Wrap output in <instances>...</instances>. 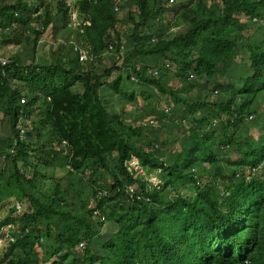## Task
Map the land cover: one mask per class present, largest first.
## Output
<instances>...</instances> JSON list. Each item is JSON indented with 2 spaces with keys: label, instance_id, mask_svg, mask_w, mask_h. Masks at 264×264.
<instances>
[{
  "label": "trees",
  "instance_id": "16d2710c",
  "mask_svg": "<svg viewBox=\"0 0 264 264\" xmlns=\"http://www.w3.org/2000/svg\"><path fill=\"white\" fill-rule=\"evenodd\" d=\"M59 27L49 59L0 58V264H264V0H0L1 45Z\"/></svg>",
  "mask_w": 264,
  "mask_h": 264
},
{
  "label": "rangeland",
  "instance_id": "374dc122",
  "mask_svg": "<svg viewBox=\"0 0 264 264\" xmlns=\"http://www.w3.org/2000/svg\"><path fill=\"white\" fill-rule=\"evenodd\" d=\"M73 24H76V23L74 22ZM126 26H120V27L123 30L125 29L127 30ZM73 29L74 28H69V27L67 28L59 27V28H56L55 30L50 28V30L47 33L42 35L41 40L38 42V47L36 49L35 56L32 55L33 53H32V43L31 42L29 44H20V45H14V44L1 45L0 44V58L8 59L12 55L19 54L24 62H32L33 60L34 62H38L40 60H43L42 57L49 59L52 56V52L58 49L59 42H61L67 47L72 41L75 40L74 39L75 32ZM116 57L117 56L114 53L112 52L109 53L107 56V59L104 62V65L105 66L109 65L110 62L116 59ZM155 98H156L155 96L149 99L145 98L144 101H142V96L138 95L137 103L141 106L140 117L142 118L143 121L148 120L150 116L154 113L152 111V108L157 103V100H154ZM212 98H215V97H212ZM179 106L180 105L177 106L178 109H179ZM166 113H169V112L167 111ZM127 114H132V113L131 111L130 112L127 111L126 116ZM170 116L171 114L169 113V115H166V114L163 115L162 118L163 120H167L166 118H170ZM128 117L130 118L131 116H128ZM9 133H10V125H9L8 117L0 115V135H3V134L6 135ZM11 172H12V166L10 164L8 165L6 164V171L4 174L5 177L9 175ZM41 172L45 174L47 173L48 175L52 173L54 174L55 177L63 176L65 173V171L62 170V168H60L59 166L58 167L55 166L54 169L53 168H49V169L42 168ZM48 175H47V179H49ZM98 176L101 177V180L106 178L103 174H98ZM2 183H4V181L0 180V196L6 193V190H4ZM9 206H10V203L7 200L0 205V216H4V214H7ZM70 260H71V257L67 259V261H70Z\"/></svg>",
  "mask_w": 264,
  "mask_h": 264
},
{
  "label": "built area",
  "instance_id": "2783aa9c",
  "mask_svg": "<svg viewBox=\"0 0 264 264\" xmlns=\"http://www.w3.org/2000/svg\"><path fill=\"white\" fill-rule=\"evenodd\" d=\"M170 1H172V0H170ZM115 9L117 10L118 7H115ZM71 18L75 23L77 22L76 12H72ZM153 41H154V39H153ZM109 49L110 50L113 49V46L111 44L109 45ZM121 49H123V46H121ZM73 51L75 53H77L78 59L81 62L86 61V60L90 59V57H91V51H90V48L88 46L86 47V46H83L82 44L75 43V44H73ZM2 63L3 64L5 63L4 59L2 60ZM152 73L154 75H157L158 70L154 68L152 70ZM131 79L137 80L134 75L131 76ZM215 92H217V90H215ZM21 101L23 102L24 98H22ZM165 111H168V110L165 109ZM252 117H253L252 115L249 116V118H252ZM23 132H24V130L21 129V136H22ZM126 165H127L128 170L131 173H133L135 178H140V177L144 178V180L147 183L146 190L151 191V190H153L154 187H156L160 183V179L158 177V172L160 170H155V171L148 170L146 168V166H144L142 163H140V161L136 157H132L131 159H129L127 161ZM126 191H127V194H129L131 197L141 198L144 196L142 194V191L140 189H136V187L134 185L127 187ZM20 208H21L20 204L17 203L16 209L19 211ZM93 212H94V214L99 215L100 220L104 219V216L100 212L99 209H95ZM16 233H17L16 228L12 224L1 226V228H0V247L5 245L7 240H14ZM84 244H85L84 241H80L78 246L80 248H83Z\"/></svg>",
  "mask_w": 264,
  "mask_h": 264
}]
</instances>
